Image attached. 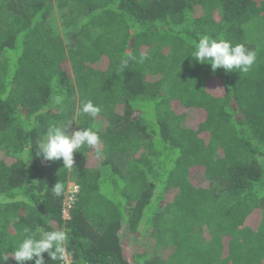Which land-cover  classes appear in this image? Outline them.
<instances>
[{
  "label": "trees",
  "instance_id": "1",
  "mask_svg": "<svg viewBox=\"0 0 264 264\" xmlns=\"http://www.w3.org/2000/svg\"><path fill=\"white\" fill-rule=\"evenodd\" d=\"M202 34L255 64L213 72L189 55ZM69 121L103 153L71 169L36 154ZM3 199L0 251L37 225L67 232L46 264H264V0H0Z\"/></svg>",
  "mask_w": 264,
  "mask_h": 264
},
{
  "label": "clouds",
  "instance_id": "2",
  "mask_svg": "<svg viewBox=\"0 0 264 264\" xmlns=\"http://www.w3.org/2000/svg\"><path fill=\"white\" fill-rule=\"evenodd\" d=\"M125 55L134 58L131 53H125ZM189 55L197 62L209 63L213 72L223 68L226 72L247 73L257 58L256 52L243 43L233 44L227 39L215 38L208 34L200 35L199 39L193 42ZM140 59L143 61L146 57L142 54ZM127 66L128 59L122 57L117 71H122ZM62 99L57 96L56 103H62ZM79 111L82 115L95 118L101 109L88 100L81 105ZM72 123L73 121L49 123L43 137L36 142V154L42 156L45 161L62 160L64 168L68 169L74 166V153L82 152V148L95 149L96 156H101L103 153L99 147L101 142L99 133L91 127H79L69 131ZM51 190L53 195L59 197L62 194L63 185L58 182ZM12 202H14L12 199L0 200V203ZM49 228L37 225L33 230H26V234L14 245L11 252L0 251V264H7L10 259H14L16 264H25L28 261H34V264H46L45 253H48L51 261L63 262L66 256L68 234L62 228H51V226Z\"/></svg>",
  "mask_w": 264,
  "mask_h": 264
},
{
  "label": "rangeland",
  "instance_id": "3",
  "mask_svg": "<svg viewBox=\"0 0 264 264\" xmlns=\"http://www.w3.org/2000/svg\"><path fill=\"white\" fill-rule=\"evenodd\" d=\"M57 22H58V24H60V21L58 18H57ZM59 28H61L60 25H59ZM71 70H72V68H71ZM213 89H215V88H213ZM215 91H216V89H215ZM197 118H199V115L191 117L190 122L191 123L195 122ZM77 190H78V188L76 187V185L74 183H72V182L68 183V188H67V192H66V199H65L66 204L70 203V197L74 196L76 194ZM252 223H253V221H251V224Z\"/></svg>",
  "mask_w": 264,
  "mask_h": 264
},
{
  "label": "built area",
  "instance_id": "4",
  "mask_svg": "<svg viewBox=\"0 0 264 264\" xmlns=\"http://www.w3.org/2000/svg\"><path fill=\"white\" fill-rule=\"evenodd\" d=\"M77 187V186H76ZM74 196L70 197V202H73Z\"/></svg>",
  "mask_w": 264,
  "mask_h": 264
}]
</instances>
